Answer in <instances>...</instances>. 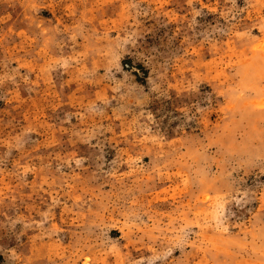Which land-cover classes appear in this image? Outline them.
<instances>
[{
	"label": "rangeland",
	"instance_id": "1",
	"mask_svg": "<svg viewBox=\"0 0 264 264\" xmlns=\"http://www.w3.org/2000/svg\"><path fill=\"white\" fill-rule=\"evenodd\" d=\"M0 264H264V0H0Z\"/></svg>",
	"mask_w": 264,
	"mask_h": 264
}]
</instances>
